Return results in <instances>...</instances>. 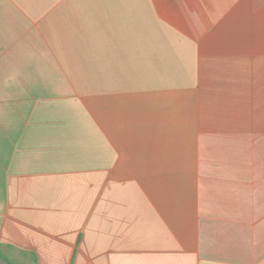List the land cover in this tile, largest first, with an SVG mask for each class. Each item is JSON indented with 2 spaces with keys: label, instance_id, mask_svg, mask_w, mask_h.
Wrapping results in <instances>:
<instances>
[{
  "label": "crops",
  "instance_id": "0c3cea01",
  "mask_svg": "<svg viewBox=\"0 0 264 264\" xmlns=\"http://www.w3.org/2000/svg\"><path fill=\"white\" fill-rule=\"evenodd\" d=\"M0 252L264 264V0H0Z\"/></svg>",
  "mask_w": 264,
  "mask_h": 264
},
{
  "label": "trees",
  "instance_id": "16d2710c",
  "mask_svg": "<svg viewBox=\"0 0 264 264\" xmlns=\"http://www.w3.org/2000/svg\"><path fill=\"white\" fill-rule=\"evenodd\" d=\"M0 264H17L9 259H7L6 257H4L1 252H0Z\"/></svg>",
  "mask_w": 264,
  "mask_h": 264
}]
</instances>
